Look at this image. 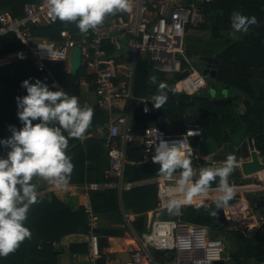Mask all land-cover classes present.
I'll return each mask as SVG.
<instances>
[{
    "label": "built area",
    "instance_id": "built-area-1",
    "mask_svg": "<svg viewBox=\"0 0 264 264\" xmlns=\"http://www.w3.org/2000/svg\"><path fill=\"white\" fill-rule=\"evenodd\" d=\"M130 8L118 11L114 16H105L95 29L82 33L75 22L69 23L71 29L59 30V38L36 35V28L56 23L48 11L47 0L29 1L23 5L22 15L14 16L0 10V38L12 32L20 46L0 58V65L30 58L37 71L47 73L50 89L61 88L58 81L47 69L50 61L66 62L64 72L68 73L70 57L75 48L80 51V73L77 84L93 97V104L105 118L102 124L107 148L108 169L105 177L117 180L120 190L129 144L138 142L141 146V161L153 162L155 152V129L160 138L177 143L182 154L188 155L191 162L198 165L225 162L209 160L207 155L192 146L190 138H202V128L197 124H186L180 132H168L169 120L162 114L134 131L133 119L136 109L150 115L153 108L151 95L137 96L134 93L136 65L139 59L148 60L155 72L172 73L175 77L187 71L174 85L176 92L190 96L196 95L207 85L201 70L193 65L196 61L186 54V41L191 28L205 24L206 6L212 0H128ZM69 74V73H68ZM179 85V86H178ZM22 94L21 96L25 95ZM147 107V111H145ZM162 107V106H161ZM82 138V137H81ZM253 149L254 146H253ZM177 178L159 177L156 179V206L147 212V228L136 232L131 222L132 215L123 212L132 235L135 247L130 250V261L126 264H214L222 260L223 240L217 235L218 227L184 221L179 218L163 217L166 210L165 192ZM232 185L231 187H235ZM94 185L84 187L81 206L86 214L87 252L86 259L78 261L77 254L72 257L76 264H97L101 258L99 218L90 202V191ZM201 202L188 203L199 208L198 203L219 195L218 185L209 187L202 194ZM209 205L204 210L209 209ZM227 210V209H226ZM226 219L230 214L223 210ZM222 222V219H219ZM53 246H59L53 241ZM151 251H160L162 262L154 258ZM172 256L169 259V256Z\"/></svg>",
    "mask_w": 264,
    "mask_h": 264
},
{
    "label": "trees",
    "instance_id": "trees-1",
    "mask_svg": "<svg viewBox=\"0 0 264 264\" xmlns=\"http://www.w3.org/2000/svg\"><path fill=\"white\" fill-rule=\"evenodd\" d=\"M29 1L37 0H0V10L8 11L14 16H20L22 15L23 5ZM213 1L214 0H212V2ZM215 2L216 6H214V10H220L223 16L212 27L213 31L210 35L213 38H221L224 40V47L218 51L217 56L220 59L217 77L221 80H225L231 91L236 92L239 96L244 94L248 96L249 99L256 102L262 100L264 97V25L259 26L257 30L254 31L251 29L257 24L252 25L249 27L247 33H239L240 39L231 40L230 42H228L226 37H222L220 33L221 30H226L227 27H229L231 23V14L235 11H240L246 15H255L258 24L262 22L264 19V0H216ZM65 28L71 29L69 28V23L59 19L56 23L36 28L33 32L36 35H46L51 39H58L59 30ZM19 46L20 44L14 35L6 34L1 37L0 58ZM27 59L34 65L30 58ZM9 64L11 63L0 65V67ZM18 70V75H16L15 79L9 80L7 77L0 79V138L7 137L11 134L10 126H15L17 128L22 127V122L17 115L16 98L26 93V89L21 86V82L27 77H25V75L19 76L22 68L19 67ZM34 70L41 73L39 80L46 84L50 82L46 72L37 71L35 66ZM150 72L155 71L152 70L148 60L139 59L136 65L134 83V93L137 96L148 95L156 88V85L149 80ZM51 74L64 91L69 95H75L78 97V100L83 99L84 101L82 104L90 106L89 97H86V94H81L76 84L75 80L79 77L78 75L71 76L64 72L63 76L65 80H67L64 82L54 72H51ZM71 77H75V79L73 81L68 80ZM260 77H263V80H261ZM172 90L179 95L175 97L171 94V98L168 97L162 107L154 113L144 115L140 109L135 110L133 126L136 133L140 132L141 128L144 127L147 122L154 120L157 114H162L169 120V124L165 127L168 132H180L186 124H197L202 128L201 137L211 138L219 146L223 143L231 145V141H234V139L240 143L246 136H250L254 140L253 145L255 149L261 152L264 151V125L255 130L245 129L243 126L245 116L236 112L235 108H229L230 102L210 103V100H201L195 97V95L190 96L176 92L174 88ZM196 102H200L201 104L199 116H187L185 110ZM245 103L250 107L248 100H246ZM224 105H227V108ZM223 106L225 109H223ZM90 107L93 109L92 121L84 135L101 125L105 118L98 108L93 106ZM178 119L183 120V123L177 124L176 120ZM185 119H191L193 121L189 123L188 121L185 122ZM65 135H67V133H65ZM78 141L79 138H70L68 147H71L73 144L78 145ZM88 142L90 145L85 146L86 154H84V157L82 156V160H84V158L86 160H96L95 156L92 157L89 148L94 143H97L99 155H101L102 144L99 140L90 138L87 139V143ZM6 151V148L0 147V155H6ZM83 153L82 151V154ZM126 157L127 163L125 164L123 177L126 182L164 176L159 173V164L154 162H140L141 146L138 142H134L127 146ZM201 164H204L203 166L209 165L205 161L200 162L199 165L201 166ZM197 165V163L192 162V169ZM180 171V169H177L174 173ZM103 176L102 174V177ZM197 178L198 176H193V180ZM97 180L100 181V178ZM102 180L106 182L107 178H102ZM218 184L219 178L217 177L216 180L211 182L210 187L217 186ZM228 184L238 185L242 183L228 182ZM130 195L142 201L140 206L133 205V210L136 212L144 211L156 203V186L152 183L133 187L130 189ZM47 196L53 197L50 203L46 204L40 200L29 209L25 224L30 228L31 237L22 241L14 252L9 253L7 256L0 257V264H57V255L59 251L52 245V242L59 239L64 232L70 229L71 231H76L80 227L86 225V214L83 207L75 212H71L62 202L56 199L53 194H48ZM90 202L95 212L118 210L116 190L114 188L90 191ZM40 203L41 206L39 205ZM38 205L41 207V211L38 209ZM203 211L204 209L200 210V207L195 208L192 205H187L181 208L179 215L169 214L167 210H164L163 217L179 218L184 221H192L217 227L219 223V218H217L216 214L217 210L213 208L209 210L210 212ZM213 212H215L214 215L212 214ZM143 215L137 214L132 222L136 232L145 230V216ZM99 230L100 229H98V231ZM106 234L112 236L118 233L114 232L113 234L112 232H108ZM261 245V243L257 244L254 249L253 246L251 248L248 246L251 250L248 252L249 254L247 256L257 258L258 264H264V245ZM70 251H76L75 246H71ZM100 262L99 259L97 264H101Z\"/></svg>",
    "mask_w": 264,
    "mask_h": 264
},
{
    "label": "clouds",
    "instance_id": "clouds-1",
    "mask_svg": "<svg viewBox=\"0 0 264 264\" xmlns=\"http://www.w3.org/2000/svg\"><path fill=\"white\" fill-rule=\"evenodd\" d=\"M47 4L54 19L75 22L82 33L95 29L107 14L130 8L128 0H47ZM256 24L255 15L235 11L231 16V34L247 33L249 27ZM149 80L157 82L154 75ZM21 86L26 94L18 96L16 102L22 127L10 126L11 134L0 138V147L7 149L6 155H0V257L14 252L22 241L31 237L25 221L30 207L43 199V194L31 182L33 177L39 176L57 187L68 183L73 169L65 151L69 139L83 137L93 116L90 106L81 105L78 97L62 88L52 90L39 79H25ZM157 87L158 93L150 101L153 108L158 109L168 97L164 82ZM154 145L152 161L160 165L161 175L170 177L177 169L181 170L179 179L165 192L169 214L179 215L182 206L190 203L195 195L207 193L217 177L216 207L232 199L234 190L228 184V177L234 169L235 157L227 156L221 167L202 169L193 180L191 159L182 154L179 144L160 138L155 129ZM180 196L182 198H178Z\"/></svg>",
    "mask_w": 264,
    "mask_h": 264
},
{
    "label": "rangeland",
    "instance_id": "rangeland-1",
    "mask_svg": "<svg viewBox=\"0 0 264 264\" xmlns=\"http://www.w3.org/2000/svg\"><path fill=\"white\" fill-rule=\"evenodd\" d=\"M215 1L216 0L206 6L205 24L198 28H191L190 36L200 35L205 37L204 35L206 33L211 34V32L213 31L212 27L223 16L222 12H216V10H214V6H216ZM116 13L117 12L107 14L106 16L111 17ZM232 32V27H229L228 30H221L220 34L222 35V37H226L228 42H230L231 40L240 39L239 33H236L235 36H233L231 34ZM8 34L12 36L14 35V33L12 32ZM192 62L196 68L201 70V65L197 61ZM45 65L50 72H54L64 82L67 81L63 76L64 69L67 66L66 62L62 63L50 61L46 62ZM19 67L22 68L19 76L25 75V77H27L26 79H29L30 81L40 78L41 73L36 72L34 70V65L32 64V62L29 59H26L12 62L9 65L0 67V79H2L3 77H7L9 80L15 79L16 75H18L17 72L19 71ZM153 75L156 77L157 81L156 83H154V85H156V88L152 92H150L149 95L153 96L158 93L157 86L160 82H164L169 86V88L167 86V88L164 90L167 94V97L171 98V94L175 97L179 95L172 90L174 88V85L177 83L174 74L164 72H150L149 77ZM74 79L75 77H71L68 80L73 81ZM78 79H76L75 81L77 82ZM260 79L263 80V77H260ZM206 82V87L202 88L195 95V97H198L201 100H212L213 98L224 97L231 98V104L229 105V108H235L236 112H239L240 114L245 116V120L243 123L245 129L255 130L264 125V112H262L264 111V97L262 98V100L256 102L252 99H249V97L244 94L239 96L236 92L231 91L228 83L225 80H221L219 77H216L215 79L206 78ZM79 90L81 94L88 95L83 87L80 86ZM246 100H248L250 107L246 105ZM224 106H226L227 108V105ZM224 106L223 109H225ZM186 121L190 123L193 120L185 119V122ZM176 123L182 124L183 120L178 119L176 120ZM248 137L250 136H246L245 138ZM199 139L200 138L198 137L190 138L191 145L197 146ZM237 143L238 142L235 139L234 141H231V144H234V147L237 146ZM257 153L259 160L261 162H264V151L261 152L257 150ZM203 165L204 164H201L200 166L202 168L193 171L195 177L199 176L200 171L204 168H216L223 166L221 162L215 164L209 163L208 166ZM256 175L259 176V179H263V171H260L257 174L244 175L239 169V164L237 165V163H235L234 169L228 177V182L242 183L238 185L236 184V186L241 187L242 189H233L234 195L232 199H230L227 204H224L219 208H217L216 204L214 203L216 197L209 198L203 203H198L200 210H203L202 208H205L208 205L210 206L208 210H204L203 212H207L215 208V210H217V218L221 216L220 218L222 219V222H219L217 224L218 228L214 232H216L217 235L220 236V238L224 241L223 251L221 254V258L222 260H224V264H258L257 258L247 256L252 246L254 249L257 244L261 243L262 245H264V182L258 181V177ZM178 179L179 178L174 180V182L172 183H175V181H177ZM195 202H201V200L195 199ZM223 210L227 211L230 214L231 219L225 218ZM248 246H250V248H248ZM151 252L153 253L154 258L161 263L162 258L160 256L162 253L160 251Z\"/></svg>",
    "mask_w": 264,
    "mask_h": 264
},
{
    "label": "crops",
    "instance_id": "crops-1",
    "mask_svg": "<svg viewBox=\"0 0 264 264\" xmlns=\"http://www.w3.org/2000/svg\"><path fill=\"white\" fill-rule=\"evenodd\" d=\"M216 12H221V11L216 10ZM261 25H264V19L262 22L254 26L251 30L252 31L257 30V28ZM229 27H231V23ZM229 27H227L226 30H228ZM204 36L208 37L210 36V33H206ZM77 75L80 76V73H77L75 76ZM77 85L80 88V85L79 84ZM86 97H89L90 106L95 107L93 104V97L90 96L89 94ZM83 101H84L83 99L79 100L81 105H84L82 104ZM101 113L103 114V112ZM102 124L92 129L91 132L84 135L82 138H79L78 145L73 144L71 147H67V149L65 150L66 154L71 158L73 164V169L70 178L68 180V183L66 185L62 187H57L55 184L39 176H34L31 182L34 183L37 186L38 191L43 194V199L41 200V202L46 204L50 203L53 197L47 195L53 194V196L56 199H58L60 202H62L71 212H75L76 210L82 207L81 206L83 202L82 191L85 186L94 185L95 188L93 190L114 188L116 190L118 210L108 211V212H95L99 218L100 230L98 231V233L100 235L99 241L101 248L100 263L126 264L129 262L127 260H130V250H132V248L134 247L130 244V242H132L130 241V239L133 240V238L125 221L123 212L127 214V216L132 215L134 219L137 214L140 215L144 214V216L146 217V225H145V229H146L148 223L147 212L152 210L156 206L155 203L154 205L150 206L148 209H145L144 211L141 212L134 211L133 205L140 206V203H142V201L140 199L133 198L130 195V189L133 187H139L145 184H152V183L155 184L156 186V179L159 177L156 178L154 177L141 181H133V182H126L124 179H122L121 188L120 190H118L116 186L117 180L113 177H105V170L108 169V156H107V148L104 139V129L102 128ZM89 138L99 140L102 144L101 155H99V148L97 147V143H94L89 148L92 157L95 156L96 160L94 159L86 160L85 158L84 160H82V156L84 157V154H86L85 146L90 145L89 142L87 143V139ZM82 151L84 152L83 154ZM199 168L202 167H200V165H197L192 170L196 171ZM102 174L104 175L103 177ZM172 175L176 178H179L180 172L174 173ZM98 178H100V181L97 180ZM102 178L103 179L107 178L108 181L106 180V182H104ZM95 180H97L98 182ZM155 199L157 202V189H156ZM39 205L41 206V203ZM39 205H38V209L41 211V207ZM69 231H67L68 233L64 232V234H62L59 237V239L55 240V242H58L59 244V246H54L59 251L57 255V264H76L74 258L72 257L73 254H77L76 259L78 261H83L86 259L87 233L85 226L80 227L76 231H71V229ZM108 232H112L113 234L114 232H116L118 234L109 236L106 234ZM71 246H75L76 251L71 252L70 251Z\"/></svg>",
    "mask_w": 264,
    "mask_h": 264
},
{
    "label": "water",
    "instance_id": "water-1",
    "mask_svg": "<svg viewBox=\"0 0 264 264\" xmlns=\"http://www.w3.org/2000/svg\"><path fill=\"white\" fill-rule=\"evenodd\" d=\"M186 54L193 57L197 62L201 63V72L205 78L215 79L220 66V59L217 57L218 51L224 47V40L213 38L211 35L203 37L200 35H191L187 37ZM80 68V51L75 48L70 57V65L68 73L75 76ZM187 74L184 71L176 76V80ZM231 98H213L210 103H226ZM200 102L189 106L185 110V114L189 117H197L200 113ZM234 144L223 143L221 146L211 138H201L198 140L197 148L200 153L207 155L209 160L225 162L227 156L235 157V163L239 164V169L244 175L257 174L263 171V179L258 181L264 182V162H261L256 149H253V140L251 137L243 139L237 146ZM221 217V216H220ZM219 219L221 220V218ZM127 256V254H126ZM172 256H169V259ZM130 261V260H127ZM126 261V262H127ZM214 264H224V260H217Z\"/></svg>",
    "mask_w": 264,
    "mask_h": 264
},
{
    "label": "bare ground",
    "instance_id": "bare-ground-1",
    "mask_svg": "<svg viewBox=\"0 0 264 264\" xmlns=\"http://www.w3.org/2000/svg\"><path fill=\"white\" fill-rule=\"evenodd\" d=\"M179 86V85H178ZM247 188V187H246ZM232 189H242L241 187H238V186H235V187H232ZM200 197V198H199ZM178 198H182V196H180V197H178ZM202 198H203V195L202 194H198V195H195L194 197H193V199H192V203H194L195 202V199H199V200H202ZM130 241H132V242H130V244L133 246V247H135V244H134V242H133V240H131L130 239Z\"/></svg>",
    "mask_w": 264,
    "mask_h": 264
},
{
    "label": "flooded vegetation",
    "instance_id": "flooded-vegetation-1",
    "mask_svg": "<svg viewBox=\"0 0 264 264\" xmlns=\"http://www.w3.org/2000/svg\"><path fill=\"white\" fill-rule=\"evenodd\" d=\"M217 56H218V54H217ZM200 65H201V63L200 62H198Z\"/></svg>",
    "mask_w": 264,
    "mask_h": 264
}]
</instances>
